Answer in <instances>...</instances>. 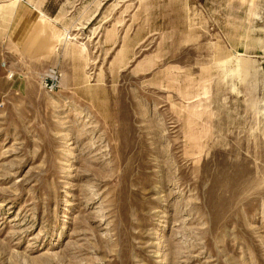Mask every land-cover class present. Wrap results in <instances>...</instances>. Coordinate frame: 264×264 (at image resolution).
<instances>
[{
    "label": "rangeland",
    "instance_id": "obj_1",
    "mask_svg": "<svg viewBox=\"0 0 264 264\" xmlns=\"http://www.w3.org/2000/svg\"><path fill=\"white\" fill-rule=\"evenodd\" d=\"M0 264H264V0H0Z\"/></svg>",
    "mask_w": 264,
    "mask_h": 264
},
{
    "label": "crops",
    "instance_id": "obj_2",
    "mask_svg": "<svg viewBox=\"0 0 264 264\" xmlns=\"http://www.w3.org/2000/svg\"><path fill=\"white\" fill-rule=\"evenodd\" d=\"M5 7H6V9H7L8 12H10L9 10H12V8L14 10V12L12 10L13 15L11 17L10 23L12 24V29L14 31V36L17 37L18 39H20L21 38L20 37V34L22 33V31H25L23 33V35H24V34L28 33L27 32L28 30L29 31L31 30V28H30V25L31 24L28 25V26H26L25 23H22L21 22L20 18L22 17V15H25L27 17H30V12L31 11H29L26 8H25V10L22 9V6L20 5V3L16 4V6H13V7H12V2L11 3H6ZM45 21H46L45 20V17L42 16V18L40 19V21L38 23V26L36 27V30L35 31H37L38 28L40 27V25L44 24ZM52 37H53V39H55L54 35ZM17 42H19V41H17Z\"/></svg>",
    "mask_w": 264,
    "mask_h": 264
}]
</instances>
